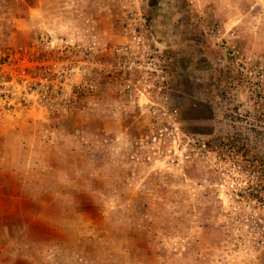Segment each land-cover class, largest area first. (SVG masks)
Returning a JSON list of instances; mask_svg holds the SVG:
<instances>
[{
	"label": "rangeland",
	"instance_id": "obj_1",
	"mask_svg": "<svg viewBox=\"0 0 264 264\" xmlns=\"http://www.w3.org/2000/svg\"><path fill=\"white\" fill-rule=\"evenodd\" d=\"M0 264H264V0H0Z\"/></svg>",
	"mask_w": 264,
	"mask_h": 264
}]
</instances>
